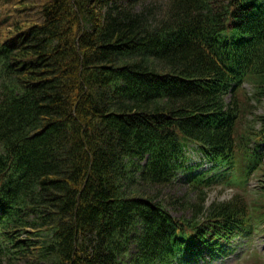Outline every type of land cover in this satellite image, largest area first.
Wrapping results in <instances>:
<instances>
[{"label":"trees","instance_id":"16d2710c","mask_svg":"<svg viewBox=\"0 0 264 264\" xmlns=\"http://www.w3.org/2000/svg\"><path fill=\"white\" fill-rule=\"evenodd\" d=\"M0 32V264L199 262L247 228L202 179L191 219L157 198L191 144L239 169L264 141V0H13Z\"/></svg>","mask_w":264,"mask_h":264},{"label":"rangeland","instance_id":"374dc122","mask_svg":"<svg viewBox=\"0 0 264 264\" xmlns=\"http://www.w3.org/2000/svg\"><path fill=\"white\" fill-rule=\"evenodd\" d=\"M13 0H0V24L3 18L4 12L7 10V6L12 4ZM26 4L30 7L31 4L39 0H25ZM165 1H162L164 3ZM27 20H32V14L26 16ZM9 23V22H7ZM6 23V24H7ZM5 24V23H4ZM8 25V24H7ZM6 25V26H7ZM5 26V27H6ZM4 27V28H5ZM2 28L1 31L4 29ZM2 32H0V35ZM246 90L249 92L251 89L246 86ZM254 114H264V100L261 104L256 105L254 108ZM250 118V117H249ZM248 118V119H249ZM188 155L191 157L190 164L198 162L199 158L196 154H192L188 151ZM264 168V160H263ZM264 180V178H263ZM249 181V180H248ZM256 183V177L253 176L249 182L250 186ZM254 188V187H250ZM246 195H242L243 200L251 202V199L255 198L254 189H249ZM158 200H162L167 209L175 218L191 219V206L197 201L196 194L191 190V187L186 183L183 177H179L178 180L169 184L168 186L158 190ZM240 185L232 186H214L206 192V205L213 202L228 201L235 194H241ZM252 194V195H250ZM254 199L253 201H255ZM233 249L225 257L211 260L208 264H264V236L261 233H255L249 240L237 238L233 240Z\"/></svg>","mask_w":264,"mask_h":264}]
</instances>
